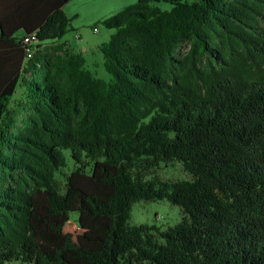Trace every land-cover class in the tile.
Instances as JSON below:
<instances>
[{
  "label": "trees",
  "instance_id": "1",
  "mask_svg": "<svg viewBox=\"0 0 264 264\" xmlns=\"http://www.w3.org/2000/svg\"><path fill=\"white\" fill-rule=\"evenodd\" d=\"M65 4L0 0V264H264V0L126 6L111 83L59 43ZM161 200L176 224L131 223Z\"/></svg>",
  "mask_w": 264,
  "mask_h": 264
},
{
  "label": "rangeland",
  "instance_id": "2",
  "mask_svg": "<svg viewBox=\"0 0 264 264\" xmlns=\"http://www.w3.org/2000/svg\"><path fill=\"white\" fill-rule=\"evenodd\" d=\"M138 0H67L64 5V14L71 19L72 29L66 35L60 38V43H65L69 49L74 52H80L85 57V66L92 71L94 77L111 83L112 76L104 66V56L99 50V46L107 42L114 33L104 26L101 22L113 15L119 13L126 6L135 4ZM188 3L196 0H187ZM157 7L162 11L170 10L172 5L165 2H155ZM97 32L93 31V29ZM189 46L184 45L181 51L187 50ZM18 96L20 95L17 94ZM73 163L69 161V167ZM180 163L162 164L156 171L155 175L163 180H185L189 176L182 169ZM69 170L65 169L64 173ZM60 181L63 177L59 175ZM180 210L178 207L171 205L166 200L161 201H141L134 204L130 221L137 225L141 223L156 224L161 229H167L169 226L176 224L180 219ZM77 213H70V224L76 228L78 226Z\"/></svg>",
  "mask_w": 264,
  "mask_h": 264
},
{
  "label": "built area",
  "instance_id": "3",
  "mask_svg": "<svg viewBox=\"0 0 264 264\" xmlns=\"http://www.w3.org/2000/svg\"><path fill=\"white\" fill-rule=\"evenodd\" d=\"M93 31L97 32L96 28L93 29ZM35 41H36L35 40V36H31V37H29V38L26 39V43H28V44H32Z\"/></svg>",
  "mask_w": 264,
  "mask_h": 264
},
{
  "label": "crops",
  "instance_id": "4",
  "mask_svg": "<svg viewBox=\"0 0 264 264\" xmlns=\"http://www.w3.org/2000/svg\"><path fill=\"white\" fill-rule=\"evenodd\" d=\"M18 35L21 36L22 34L19 33ZM59 43H60V42H59ZM102 44H103V43H102Z\"/></svg>",
  "mask_w": 264,
  "mask_h": 264
}]
</instances>
